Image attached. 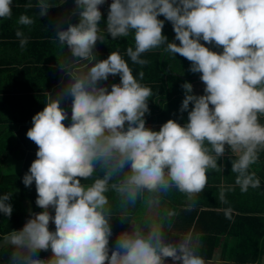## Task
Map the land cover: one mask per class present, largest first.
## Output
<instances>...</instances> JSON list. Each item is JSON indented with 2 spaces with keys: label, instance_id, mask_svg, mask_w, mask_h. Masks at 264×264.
I'll return each mask as SVG.
<instances>
[{
  "label": "clouds",
  "instance_id": "clouds-1",
  "mask_svg": "<svg viewBox=\"0 0 264 264\" xmlns=\"http://www.w3.org/2000/svg\"><path fill=\"white\" fill-rule=\"evenodd\" d=\"M104 2L74 0L78 22L56 33L71 53L70 63L60 65L69 80L32 116L26 135L38 148L22 178L25 186L35 182V203L44 210L0 237L11 248L6 264H166L165 257L173 264H206L191 233L178 243H165L163 222L175 215L173 210H166L159 221L133 224L131 231L121 232L109 255L106 193L110 187L115 190L124 207L136 205L145 191L149 203L173 187L191 197L204 188L207 170L218 167L225 144L239 153L232 171L241 190L260 186L249 169L264 149V0H111L106 30L114 39L133 36L135 47L126 50L133 62L145 64L141 54L164 45L165 51L191 61L190 71L199 72L204 82L200 95L193 93L190 82L182 85L181 111H187V122L169 119L158 131L145 126L151 88L134 76L118 51L105 59L93 52L96 41L103 40L99 6ZM53 3L39 0L41 16ZM12 6L13 0H0V19L12 15ZM161 14L172 23L173 41L162 34ZM18 23L33 20L21 14ZM16 36L21 46L27 43L21 29ZM77 60L86 63L78 68ZM110 74H119L120 80L109 90L99 82ZM138 75L142 78L143 72ZM64 95L72 97L67 126L63 121L68 112L60 106ZM94 173L92 183H81L80 177ZM10 196L0 195L5 216L12 212ZM50 221L55 230H50ZM48 249L50 255L39 258V250Z\"/></svg>",
  "mask_w": 264,
  "mask_h": 264
},
{
  "label": "trees",
  "instance_id": "trees-1",
  "mask_svg": "<svg viewBox=\"0 0 264 264\" xmlns=\"http://www.w3.org/2000/svg\"><path fill=\"white\" fill-rule=\"evenodd\" d=\"M53 2L48 12L41 16L39 0H13L12 15L0 19V108L7 114L6 107H9L15 121L9 118V123L13 124L8 127L10 130L0 132V167L10 158L24 162L23 171L18 175H6L0 168V195L11 193L8 203L12 205L10 216L0 213V237L11 230L22 228L31 213L44 210L35 203V182L31 186H25L22 181L31 162L36 158L38 148L27 137L26 132L32 126V116L45 107L48 95L55 97L69 80L68 74L60 65L70 63L71 53L66 46L59 44L56 33L70 23H77L79 19L74 0ZM99 7L102 13L99 23L103 40L98 39L93 48L96 58L105 59L110 52L118 51L123 58H129L130 64L138 65L139 63L133 62L126 55L128 47H135L133 36L129 34L127 37L112 38L106 30L109 8ZM21 14H27L33 23H18ZM158 18L165 20L162 34L167 36L168 41H173L175 32L172 23L162 14ZM17 29H21L27 37V43L23 46L20 38L16 36ZM175 42L179 43L178 40ZM201 43L206 42L201 40ZM206 46L215 51L222 50V46L215 44L206 43ZM141 58L147 61L146 70L142 71L144 78L141 83L151 88L153 101L148 100V105L158 114H162L163 106L166 102H172L173 97L185 95L182 85L186 81L193 85L198 81L193 80V77L201 75L199 72L190 71L191 61L179 53L165 51L164 45L142 53ZM85 63L77 60L74 65L82 68ZM60 99V106L68 113L71 112L68 105L71 104L72 97L64 95ZM148 109L151 111L150 106ZM18 127L19 138L12 131ZM7 247L6 245L3 248L0 257L4 254L9 257L11 248ZM38 254L45 256L48 250H39Z\"/></svg>",
  "mask_w": 264,
  "mask_h": 264
},
{
  "label": "crops",
  "instance_id": "crops-1",
  "mask_svg": "<svg viewBox=\"0 0 264 264\" xmlns=\"http://www.w3.org/2000/svg\"><path fill=\"white\" fill-rule=\"evenodd\" d=\"M105 2L110 4L111 0H105ZM125 60L134 76L141 82L144 75L141 78L138 73L146 70L145 64H130L129 58ZM181 77L184 76L181 75ZM119 80V74H110L107 81L99 83L107 85L110 90L111 84L118 83ZM193 80H198L192 85L193 93L203 94L200 87L204 85V82L201 81L200 76L193 77ZM184 96L173 97L172 102H166L162 108V114L153 112L149 104L151 111L148 110L145 113V126L158 131L161 125L169 119H174L181 125L185 124L188 120V113L181 111ZM152 98L150 96L148 100L153 101ZM191 107L190 102L189 110ZM68 109L71 111V104L68 105ZM6 110L10 116L0 108L1 133L10 130L8 127L13 125L12 122L9 123V118L15 122L9 107H6ZM68 117L63 121L66 126L71 123V112L68 113ZM260 120L264 123V116H260ZM12 131L19 138V127ZM225 149V153L217 159L218 167L207 170V182L204 188L199 193L191 194V197L173 187L168 192L159 194L153 202L149 203L147 201L149 194L145 191L136 205L124 207L120 195L110 187L106 193L109 197L108 207L111 213L109 255L115 248V241L121 232L131 231L133 224L159 221L166 210H173L175 215L166 218L163 222L165 243H178L182 235L191 233L194 240L198 242L197 251L205 259L206 264H260L264 251V149L260 150L258 159L250 165L249 169L260 179V186H250L246 191H242L236 183L237 173L232 171V161L238 157L239 153L231 151L227 144H225ZM11 160L17 161L10 158L7 162ZM23 167L24 162L17 161V167L12 174L18 175L23 171ZM96 174L102 175L103 173L97 171ZM96 174L79 179L81 183L87 185L92 183ZM49 211L54 215L53 209L50 208ZM49 228H55L52 221L49 223ZM50 253L51 250L48 249L47 255L38 254V256L45 258ZM164 259L166 264H173L171 257ZM7 260L8 257L5 255L4 258L0 257V264H6Z\"/></svg>",
  "mask_w": 264,
  "mask_h": 264
},
{
  "label": "rangeland",
  "instance_id": "rangeland-1",
  "mask_svg": "<svg viewBox=\"0 0 264 264\" xmlns=\"http://www.w3.org/2000/svg\"><path fill=\"white\" fill-rule=\"evenodd\" d=\"M102 5H110V4H107L106 2H104ZM202 87H200V88H202V90H203V92H204V85H201ZM16 167H17V161H14V160H11V161H9V162H6L3 166H1L0 168H1V170H2V172L4 173V174H6V175H14V174H12L15 170L14 169H16ZM5 255V254H4ZM4 255H3V257L2 258H4Z\"/></svg>",
  "mask_w": 264,
  "mask_h": 264
},
{
  "label": "water",
  "instance_id": "water-1",
  "mask_svg": "<svg viewBox=\"0 0 264 264\" xmlns=\"http://www.w3.org/2000/svg\"><path fill=\"white\" fill-rule=\"evenodd\" d=\"M6 246V245H5ZM3 246V242H0V255H1V252L3 250V248L5 247ZM260 264H264V251H263V255L261 257V261H260Z\"/></svg>",
  "mask_w": 264,
  "mask_h": 264
},
{
  "label": "built area",
  "instance_id": "built-area-1",
  "mask_svg": "<svg viewBox=\"0 0 264 264\" xmlns=\"http://www.w3.org/2000/svg\"><path fill=\"white\" fill-rule=\"evenodd\" d=\"M102 6L105 7V8H109L108 5H102ZM50 230H55V228H51ZM45 258H47V257H45Z\"/></svg>",
  "mask_w": 264,
  "mask_h": 264
}]
</instances>
